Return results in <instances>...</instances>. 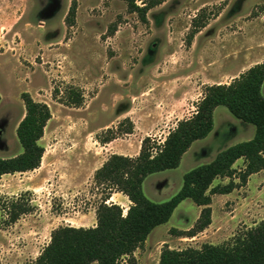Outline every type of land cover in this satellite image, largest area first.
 Wrapping results in <instances>:
<instances>
[{"label":"rangeland","instance_id":"obj_1","mask_svg":"<svg viewBox=\"0 0 264 264\" xmlns=\"http://www.w3.org/2000/svg\"><path fill=\"white\" fill-rule=\"evenodd\" d=\"M148 20L143 23L125 0H0V156L23 150L17 136L23 92L48 103L52 112L41 139V166L0 177V200L24 195L34 205L9 225L0 209V264L31 263L58 226L95 225L106 189L94 174L111 154L138 155L146 136L163 141L177 120L193 115L207 85L230 83L264 61V0H165L149 10ZM73 88L84 94L80 106L66 102ZM126 118L134 123L133 133L124 132ZM255 131L218 106L209 135L193 143L178 167L148 175L145 195L169 200L186 172ZM244 164L239 159L234 167ZM229 180L220 177L213 185ZM111 201L125 210L131 203L122 193ZM199 210L192 199L184 200L136 250L138 264H157L164 243L220 244L261 221L264 173L249 188L214 199L209 229L194 237L170 232L192 228Z\"/></svg>","mask_w":264,"mask_h":264},{"label":"trees","instance_id":"obj_2","mask_svg":"<svg viewBox=\"0 0 264 264\" xmlns=\"http://www.w3.org/2000/svg\"><path fill=\"white\" fill-rule=\"evenodd\" d=\"M125 1L131 12L137 13L143 23H148L149 10L165 0H142V4L137 0ZM75 14L76 4L73 3L66 16L69 25L74 23ZM202 26L205 24H196L195 28ZM263 84L264 61L240 73L230 83L207 85L193 115L180 119L163 141L146 136L138 155L111 154L94 174L95 183L106 189L105 197L96 209V224L58 226L52 231L49 243L29 264H138L136 250L144 246L157 226L170 220L185 199H192L202 207L200 215L189 230L171 228L170 232L179 237H194L204 231L212 223V196L244 186L253 173L264 169ZM55 91L57 95L59 91ZM67 98L68 104L80 106L84 102V94L74 88L69 90ZM22 99L25 113L19 121L17 136L23 150L12 157L0 156V177L33 171L41 166L44 157L41 139L52 118L50 106L35 100L29 92H23ZM221 105L238 119L253 124L256 128L254 137L229 146L213 161L186 172L181 189L169 200L155 202L149 199L143 190L145 178L178 167L191 145L213 130L214 112ZM126 120L129 125L124 132L133 133L134 123L130 118ZM239 159L245 161L241 169L234 167ZM220 177L230 180L213 185ZM115 192L129 198L128 209L110 200ZM0 209L8 215L4 223L9 225L32 212L34 205L29 197L20 195L0 200ZM157 264H264V218L240 229L220 244L206 242L200 247L172 248L164 243Z\"/></svg>","mask_w":264,"mask_h":264},{"label":"crops","instance_id":"obj_3","mask_svg":"<svg viewBox=\"0 0 264 264\" xmlns=\"http://www.w3.org/2000/svg\"><path fill=\"white\" fill-rule=\"evenodd\" d=\"M262 90H264V84H263V88H262ZM179 120H177V122H178ZM177 124V123H176ZM175 127V126H174ZM173 127V128H174ZM254 135H255V132L254 133H252V135H250L248 138H247V140H249V139H251V138H253L254 137ZM193 145V144H192ZM192 145H191V147H192ZM190 147V148H191ZM190 148H189V150H190ZM188 150V151H189ZM187 151V152H188ZM186 152V153H187ZM185 153V154H186ZM184 154V155H185ZM183 155V156H184ZM183 158V157H182ZM262 173H264V169L263 170H261V171H259V172H257V173H253L250 177H249V179H248V182L244 185V186H241V188H243V187H247V188H249L250 186H251V182H252V180L254 179V177L256 176V175H260V174H262ZM5 175H8V174H5ZM4 176V175H3ZM239 188V187H238ZM238 188H236V189H238ZM234 191V190H233ZM233 191L232 192H230V193H225V194H214L213 196H212V203H211V207L213 206V201H214V199L216 198V197H228L229 195H231L232 193H233ZM118 193H120V192H115V193H113V195L114 194H118ZM113 195H112V197H113ZM126 196V195H125ZM112 197H111V199H112ZM127 197V196H126ZM110 199V200H111ZM129 199V198H128ZM186 200V199H185ZM130 201V200H129ZM115 202V201H114ZM183 202V201H182ZM181 202V203H182ZM117 203V202H116ZM180 203V204H181ZM198 209H200L199 210V212H198V215H197V219H198V217H199V215H200V212H201V209H202V207L201 206H198ZM212 212H213V210H212ZM196 219V220H197ZM212 225V223L205 229V230H207V229H209L210 228V226ZM94 226V225H93ZM193 227V226H192ZM184 230H189V229H184ZM204 230V231H205ZM203 232V231H202ZM91 264H98L97 262H93V263H91Z\"/></svg>","mask_w":264,"mask_h":264}]
</instances>
